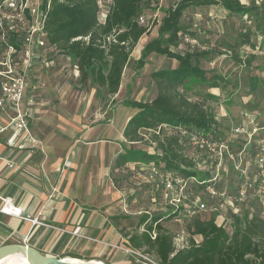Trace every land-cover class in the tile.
Masks as SVG:
<instances>
[{
    "label": "trees",
    "instance_id": "16d2710c",
    "mask_svg": "<svg viewBox=\"0 0 264 264\" xmlns=\"http://www.w3.org/2000/svg\"><path fill=\"white\" fill-rule=\"evenodd\" d=\"M154 1L159 0H111L102 22L99 19V0H51L45 27L47 38L57 45L61 54L76 62L82 83L91 79L92 84L106 88L108 94L113 96L119 91L133 49L148 32V25L140 23L139 18ZM46 4L47 0L44 1ZM213 4L233 14L256 17L257 30L264 34V3L178 0L165 9L157 37L152 38L142 49L140 67L153 53L175 58L178 66L153 73L158 93L149 101L128 103L136 112L129 118L123 131L129 142L142 140L141 133L147 132L151 138L149 140L156 143L158 152L149 154L130 148L120 153L111 167L112 175L115 169L127 162L138 161L154 162L186 177L197 176L200 182L206 180L207 175L196 167V151L186 140L181 139L179 130L203 131L213 136L220 133L216 114L207 105V100L215 102L217 96L208 93L199 102L191 100L187 93L189 89L197 87L217 88L221 77L204 67L203 59L207 58L209 51L193 49L178 53L172 48H178L188 35L196 36L182 23L185 11L194 6ZM249 34L250 31L245 34L244 44L250 42ZM87 36L88 39H85ZM11 37L14 42V37ZM15 44L23 53V47L19 43ZM17 60L20 61V58ZM159 126L160 132L157 133ZM200 157L204 158V155L200 154ZM118 179L113 178L117 186ZM204 186V183H199L193 187L200 192ZM254 196L262 209L258 196ZM173 216L169 215L171 218ZM230 216L231 232L217 225L215 215L208 219L200 216L194 218L187 224L191 237L189 246L184 249H176L173 234L165 231L159 219L149 223L147 218L142 217L138 226L144 224L145 229L132 233L128 241L135 249L155 254L160 264H264V219L257 212L252 215L231 212ZM153 230L157 233L155 238L151 235ZM196 237L201 238L198 243Z\"/></svg>",
    "mask_w": 264,
    "mask_h": 264
},
{
    "label": "rangeland",
    "instance_id": "374dc122",
    "mask_svg": "<svg viewBox=\"0 0 264 264\" xmlns=\"http://www.w3.org/2000/svg\"><path fill=\"white\" fill-rule=\"evenodd\" d=\"M178 0H159L151 3V6L145 10L143 17L148 25V32L142 36L136 47L133 49L129 63L122 77L121 85L117 94L110 96L106 88L96 87L89 79L86 83L80 81V73L76 76L77 64L75 61L66 58L62 54L55 59L51 68L39 65L41 72V83L45 91H41V98L51 99L50 105L54 117L56 112L63 109L67 115L66 121H62L60 126L65 134L69 128H73L72 134L75 136L78 129L79 138L82 132H88V138L95 142L88 145L92 148L91 161H95L96 165L103 166L99 153L111 150L114 152L115 144H102L100 139L109 138L120 131L123 121L131 114V107L128 106L130 101H149L158 93L156 80L152 76L154 72L162 69H173L178 66L175 58L153 53L147 59L144 66L140 67V59L142 58L143 47L158 35V27L164 10L175 4ZM243 3H252L254 0H241ZM111 0H99L101 10L109 8ZM182 23L188 28L189 32L196 33V36H187L178 48H172L174 52L183 53L186 50L200 49L207 50L210 54L203 59L204 67L214 74L221 77L219 87L205 89L201 87L189 89L187 95L193 101L202 102L208 93L217 96L215 102L207 100V105L212 108L218 117L220 124L219 136L228 140L233 150L239 152L246 141L245 135L236 134L233 128L238 124V116L242 111L258 114L259 121L264 119V34L259 32L256 27V17L251 15H237L227 11L220 5L194 6L187 9L183 15ZM249 34V41L245 42V34ZM53 82L60 84L57 89L49 88ZM49 88V89H48ZM43 89V88H42ZM45 89V88H44ZM61 106V107H60ZM218 113V114H217ZM221 113V114H220ZM223 113V114H222ZM108 124L111 126L109 130ZM39 126V125H38ZM59 126V125H58ZM149 136V134H148ZM150 137V136H149ZM151 140V138H149ZM88 139H86V142ZM142 138L138 142L126 143L122 146L121 153L126 152L130 148L136 152H145L155 154L158 152L152 141ZM121 150L117 146V150ZM116 150V151H117ZM245 152L246 158L243 167L246 173L241 174L237 169H233L232 160L227 159L223 166L221 177V186L226 188L233 194L239 183L244 179L254 181L256 179V170L254 160H252L253 148H247ZM90 153V150H88ZM114 161L111 163V167ZM132 171L126 168V171L115 169L112 175L119 177V186L115 188L123 191L127 212L120 210V205H116V209L123 211L126 218H122V222H127V226H133L141 215H157L161 210V206L149 203L148 193L158 194L155 187L151 183L144 182L139 176L130 173ZM129 173V174H128ZM206 174V173H205ZM130 175V178H129ZM105 179V178H104ZM204 196V195H203ZM136 201L133 202V198ZM217 202L221 204L220 213L222 215H230L232 212L228 204H224L222 200ZM236 207L239 214L252 215L259 213L264 219V210L260 208L254 194L250 193L249 201L237 202ZM2 201L0 200V208ZM117 210V211H118ZM141 211L142 214H141ZM149 211L150 214H146ZM212 212H204L199 216L208 219L213 216ZM36 218V217H35ZM168 224H164L174 237L175 247L181 242L179 238L183 237L185 242H190L191 232L187 226L180 224L173 218ZM220 219V218H219ZM41 222V221H40ZM42 225H46L44 222ZM141 226L139 229L142 230ZM229 227V226H227ZM56 228V227H55ZM135 228V227H134ZM80 228L73 232L78 237L70 238L62 245H58L55 251H41L42 253L63 258L71 256L83 259H100L107 264H155L159 262L157 256L153 253H147L145 250L133 248L129 243L122 245L109 243L110 249L107 254L99 256L93 254L91 243H95L88 236L79 234ZM231 231V230H230ZM199 239L198 237H196ZM50 244V243H49ZM55 249V247H54ZM88 249V250H87ZM118 251L122 253V257L117 263V259H113L112 252ZM122 250V251H121ZM54 253V254H52ZM59 254V255H58ZM147 257V258H146Z\"/></svg>",
    "mask_w": 264,
    "mask_h": 264
},
{
    "label": "crops",
    "instance_id": "0c3cea01",
    "mask_svg": "<svg viewBox=\"0 0 264 264\" xmlns=\"http://www.w3.org/2000/svg\"><path fill=\"white\" fill-rule=\"evenodd\" d=\"M59 55L61 54L53 56L58 59ZM38 64L40 63L35 59L33 67L28 71L30 81L34 84L42 80ZM78 74L77 67L75 75ZM55 83L49 85V88L51 86L57 89L60 84ZM46 89L47 85L44 87L41 83L37 89L29 87L26 91L27 95L33 94L37 101L34 115L30 119V128L39 142L33 145L30 141H24L23 147H18L21 142L12 129L0 132V195L12 197L14 204L22 210L24 216L37 217L46 225H34L24 217L7 215L0 211V245L22 243L41 251H55L58 245L64 244L70 238L78 237L79 235L73 231L80 228L81 236H88L95 242L91 243L93 254L105 256L110 250L109 243L127 244L132 233L144 229V224L138 226L142 217L147 218L149 223L159 219L165 231L170 232L164 224H168L172 219H168L170 218L168 212L161 207L157 215H141L134 225L135 228L128 227L127 222L121 220L126 218V214L123 213L125 193L114 186L111 163L123 152V145L133 144L125 138L123 131L136 109L130 106L131 114L123 121L120 131L109 138L99 140L102 144H108L109 149L111 147L109 144L121 148L117 150V146H114V152L111 150L100 152L99 158L101 157L103 163L101 167L90 159L93 150L88 145L95 142L88 138L90 130L82 132L79 138L78 129L75 136L72 134L73 128H69L68 133L71 134H65L60 126L63 125L62 121L68 120L67 115L63 109L55 113L58 117L50 114L53 106L50 105L51 99H44V96L41 98V91ZM10 114H13L12 111L7 113L2 111L0 123L6 124ZM216 118L218 119L217 115ZM108 127L110 130L109 124ZM67 159L71 162L70 165L65 164ZM9 163L16 166L10 167ZM139 163L127 162L117 169L124 172L127 168L134 174V168H137ZM151 195L152 193L150 195L148 193L149 203H153ZM117 204H121L120 210L123 211L116 209ZM141 226L142 230L139 229ZM112 252L113 259L116 258L117 263H120L118 261L122 253L114 250Z\"/></svg>",
    "mask_w": 264,
    "mask_h": 264
},
{
    "label": "built area",
    "instance_id": "2783aa9c",
    "mask_svg": "<svg viewBox=\"0 0 264 264\" xmlns=\"http://www.w3.org/2000/svg\"><path fill=\"white\" fill-rule=\"evenodd\" d=\"M44 1L0 0V119L3 117L2 111L13 113L9 115L6 124L0 123V132L12 129L21 142L18 147H23L24 141H30L33 145L39 142L30 128V119L34 115L37 101L33 94L27 95L26 91L29 87L33 90L37 89L41 80L35 84L31 83L28 71L33 67L35 59L43 67L51 68L56 59L53 55L61 54L57 45L47 38L45 27L51 0H47L46 5ZM254 1L258 5L264 3V0ZM107 12L108 9L101 10L100 21L105 20ZM139 21L146 24L143 15ZM11 35L14 37V42L23 47V53L13 42ZM84 38L88 39V36ZM19 58L20 61L17 60ZM239 119L240 122L233 128V131L236 134L245 135L246 141L244 147L236 153L231 143L219 134L213 136L203 131L179 130L181 139L186 140L196 151L194 155L196 167L207 175L204 182H200L197 176L186 177L158 166L154 162H140L138 167L134 168L135 175L144 182L151 183L157 190V195H151L153 203H159L161 208L168 212V215H174L173 219L180 224L187 226L201 213L209 211L216 216L215 221L218 226L231 232L232 218L230 215L224 216L220 213L221 204L217 200L220 199L224 204H228L232 213H238L239 209L235 201L245 202L249 199L251 191L258 196L262 210H264V119L259 121L258 114L253 115L248 111H242ZM160 128L161 126L157 128V133L160 132ZM141 134L143 138L149 140L147 132ZM153 144L156 146L155 142ZM251 147L253 148L252 160L255 164L256 179L254 181L244 179L239 183L236 193L231 194L226 188H222L220 182L224 163L227 159L232 160L233 169H237L242 175L245 174L247 172L243 167L245 152ZM200 154H203L204 158L200 157ZM70 163L68 159L65 161L67 165ZM9 166L16 165L9 163ZM199 183L205 184L200 192L193 187ZM0 200L2 201L0 208L2 213L24 217L34 225L42 224L37 217L24 216L22 210L14 204L12 197L0 195ZM124 211H128L126 205ZM145 213L150 214L149 211ZM156 234L155 230L151 233L153 238ZM199 240L196 238V243ZM179 241L181 244L176 247L177 250L189 246V242H185L183 237L179 238Z\"/></svg>",
    "mask_w": 264,
    "mask_h": 264
},
{
    "label": "water",
    "instance_id": "95a60500",
    "mask_svg": "<svg viewBox=\"0 0 264 264\" xmlns=\"http://www.w3.org/2000/svg\"><path fill=\"white\" fill-rule=\"evenodd\" d=\"M17 252L25 253L31 264H66L61 258L46 255L35 247L22 243H7L0 245V260Z\"/></svg>",
    "mask_w": 264,
    "mask_h": 264
},
{
    "label": "bare ground",
    "instance_id": "6f19581e",
    "mask_svg": "<svg viewBox=\"0 0 264 264\" xmlns=\"http://www.w3.org/2000/svg\"><path fill=\"white\" fill-rule=\"evenodd\" d=\"M61 259H63L66 264H107L97 259H83L70 256H65ZM0 264H31V262L25 253L17 252L1 259Z\"/></svg>",
    "mask_w": 264,
    "mask_h": 264
}]
</instances>
